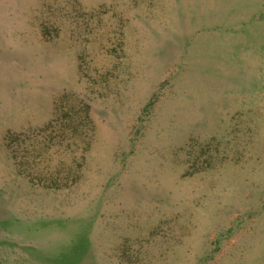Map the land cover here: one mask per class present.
Here are the masks:
<instances>
[{"label": "rangeland", "instance_id": "374dc122", "mask_svg": "<svg viewBox=\"0 0 264 264\" xmlns=\"http://www.w3.org/2000/svg\"><path fill=\"white\" fill-rule=\"evenodd\" d=\"M0 264H264V0H0Z\"/></svg>", "mask_w": 264, "mask_h": 264}]
</instances>
